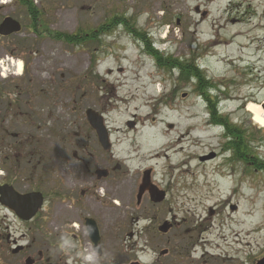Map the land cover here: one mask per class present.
<instances>
[{
	"label": "rangeland",
	"instance_id": "obj_1",
	"mask_svg": "<svg viewBox=\"0 0 264 264\" xmlns=\"http://www.w3.org/2000/svg\"><path fill=\"white\" fill-rule=\"evenodd\" d=\"M14 2L0 0L6 7L4 13L16 16L24 29L10 43V49L18 54L0 57L4 67L1 72L6 76H0V88L23 87L20 79L26 74L32 87L38 88L54 77L60 87L54 98L56 112L48 115L49 119L56 118L54 128L44 126L39 131L36 120V126L29 122L18 131H10L19 133L18 139L12 135L3 141L0 133V185L6 182L21 193H33L40 191V180L45 176L42 170L53 177L47 178L51 185L53 180L58 181L57 171L73 173L84 170L87 164L96 171L112 160L114 165L122 166L125 175L119 188L121 199L110 204L118 208L119 222L127 236L141 231L139 237L125 241V261L197 264L203 243L192 249L187 242L198 240L199 236L209 237L214 243L211 254L228 258L227 264H249V260L263 254L264 169L256 171L251 163L230 161L233 152L226 148L224 129L212 126L205 98L194 81L183 82L178 72L157 66L143 43L123 25L100 38V44L91 42L82 48L51 41L45 35L37 38L30 32L23 9L14 7ZM35 3L52 31L73 34L80 29L96 30L108 17L126 15L164 53L184 61L196 60L207 78L217 84V90L211 93L221 102V112L237 125L254 156L264 160V126L256 123L254 114L247 110L250 102L261 104L264 109V28L258 32L257 27L264 26V0ZM238 32L245 33L248 40L231 46L229 43L235 41L234 34ZM219 45L223 48L217 49ZM46 59L56 67L55 71L48 70ZM23 62L25 66L19 71ZM14 72L15 81L9 83L8 75ZM88 109L104 118L111 135L112 154L98 148L95 131L86 118ZM35 114L44 115L39 111ZM130 122L134 127H130ZM39 132L47 136L55 133V139L50 141ZM180 139L184 141L183 151L176 154ZM208 155L214 157L201 160ZM148 170L152 171V182L167 193L166 201L159 206L151 203L147 195L137 206L138 190ZM96 194L106 197L104 190ZM167 220L179 224L172 243L145 230L153 224L159 223L160 227ZM7 225L8 232L17 239L29 231L0 205V264H18L7 253L2 237ZM170 248V255L160 256ZM32 257L38 259L37 253ZM26 260L27 257L22 264Z\"/></svg>",
	"mask_w": 264,
	"mask_h": 264
},
{
	"label": "flooded vegetation",
	"instance_id": "obj_2",
	"mask_svg": "<svg viewBox=\"0 0 264 264\" xmlns=\"http://www.w3.org/2000/svg\"><path fill=\"white\" fill-rule=\"evenodd\" d=\"M14 5V7H16L15 3ZM5 10L6 7L0 4V26L7 17H12L19 21L16 16L5 14ZM197 10L199 11V9ZM22 13L28 18V27L30 28L33 21L24 9ZM203 16H206V13ZM110 18L111 17H108L106 21L108 22ZM106 21L104 23H106ZM20 23L23 31L24 24L22 22ZM30 32L36 35L32 28ZM21 33L8 36L0 34V57L8 54L9 58V55L14 56L18 54L17 51H12L10 49V43H12L14 37H19ZM48 33L49 32L46 33V38L49 37L51 41L60 42L48 36ZM36 37L39 38L38 36ZM19 41V39L16 40V42L20 43ZM61 43L64 44L63 42ZM45 61L49 71L56 70V67L49 59ZM22 65L24 67L25 63L23 62ZM12 66H14V64ZM14 75H16L15 72L8 75L7 80L9 83L15 81ZM0 76L2 77V74ZM23 77L24 78L20 79L21 85L23 86L21 88H8L7 90L0 88V133L1 138L4 139L3 141H8V138L10 139L13 137L18 139L19 133L12 134L10 131L12 129L18 131L20 128L28 125L29 122L33 126L38 125L39 131L44 126H51L54 128L56 125V118L52 116V118L49 119L48 115L56 112V99L54 98L55 93L60 87V84L57 82L58 79L54 77L52 80L50 79V82L47 81L39 84L37 88L32 87L34 85H30L31 81L26 78L27 74L26 77L25 75H23ZM57 84L58 86L56 87ZM29 85L32 87L31 89L28 88ZM38 111L44 113V115L36 116L35 113ZM9 113H12L13 116H9ZM9 134L10 136H8ZM39 134L48 138L50 141L51 139H55V133L49 136H47L45 132H39ZM95 134V142L98 148H102L98 135L96 132ZM91 141L90 139V142ZM84 150L87 151L88 147L86 146ZM104 152L112 154V150ZM82 156H85V152L82 153ZM84 158H81V161L86 164ZM103 168V170L108 171V175L102 178H99L97 175L98 169L95 171L93 168L88 167V164L87 168L84 170L73 171V173L57 171L58 181L51 180L53 182L51 185L47 182V178L50 177L51 174H45L42 170V174L46 177L42 176L40 180L41 188L40 191L37 192L41 193L43 202L35 218L31 221H23L15 212H12V210L8 208H4L29 229L27 233H23L20 238L17 239L8 232L7 225V233L5 236H2L6 242L7 253L12 254L15 260L18 261V264H22L25 257L33 258L32 255L34 253H37L38 259L33 258V264L138 263V259H128L125 261L122 254L125 253L123 252L126 245L125 241L139 237L141 231L138 230V232L131 233L127 236V233L124 231V226L119 222L118 208L110 204V201L113 202L116 198L121 199L119 188L123 182L125 173L122 166L114 165L112 160H109L107 165ZM6 176L8 180V170L6 171ZM4 184L8 183L5 182ZM90 185L91 187H89ZM103 190L106 193V197H98L96 193ZM146 195L147 194H145L143 198H145ZM147 196L148 198L150 197L149 194ZM143 198H141L142 201L140 204L137 199V206L142 205ZM149 200L151 203L158 206L166 201L155 203L151 198H149ZM93 204H98L99 206L97 207ZM213 213L212 211L211 215H213ZM34 225L36 228H34ZM169 226L170 228L166 233H162L159 230V223L153 224L145 230L152 231L153 235L168 238L172 243V239L177 236L179 224L175 221H169ZM31 231H34L36 234L34 232L30 233ZM34 235H36V241L33 239ZM128 237L129 239H127ZM201 241L203 243L201 247L202 255L197 264H227L228 258L215 257L211 254V251L214 249V243L209 237L201 238L199 236L198 240H189L187 244L193 249ZM133 245L136 246L135 244ZM164 250L168 252L165 255H161L160 253V256L170 255L171 248ZM173 251L177 250L173 249ZM263 258L264 253L259 255L258 258L249 260V264H257L260 259L262 260ZM191 263L192 261L187 262V264Z\"/></svg>",
	"mask_w": 264,
	"mask_h": 264
},
{
	"label": "trees",
	"instance_id": "obj_3",
	"mask_svg": "<svg viewBox=\"0 0 264 264\" xmlns=\"http://www.w3.org/2000/svg\"><path fill=\"white\" fill-rule=\"evenodd\" d=\"M17 7L20 6L24 9L28 16L31 18L32 28L35 33L39 36L46 35L49 32L50 36L60 42L67 44V46L73 45V47L82 48L89 43H101L100 38L113 34V31L117 27L123 25L127 31L130 32L139 42H142L145 51L155 60V63L159 67L170 69L172 72L176 71L179 73L180 79L183 82L194 81L197 90L201 93V96L205 98L206 106L210 114V122L213 125H221L225 129V135L228 140L226 148L233 152V157L230 159L232 162L238 160L243 161L247 164L255 166L256 171H262L264 169V160L257 154L254 156V152L250 151L248 145L243 140L241 131H239L236 124H234L228 116L222 114L219 110L220 101L218 97L213 95L211 91L217 90V84L207 78L201 66L196 60H182L173 55L166 54L163 51L155 47V43L151 37L144 30L137 29L131 18L126 15H115L110 20L98 29L86 31L80 29L73 34L64 32H53L47 28L45 24V16L42 10L37 6L35 0H14ZM24 42H20L19 45H23ZM98 59L94 62V71L96 69Z\"/></svg>",
	"mask_w": 264,
	"mask_h": 264
},
{
	"label": "water",
	"instance_id": "obj_4",
	"mask_svg": "<svg viewBox=\"0 0 264 264\" xmlns=\"http://www.w3.org/2000/svg\"><path fill=\"white\" fill-rule=\"evenodd\" d=\"M22 30L21 24L14 20V18L8 17L4 20V22L0 26V34L4 36H8L11 34L20 33ZM87 120L91 127L95 130L98 135L99 142L102 148L105 151H109L111 149L110 136L107 127L104 124V118L95 112L93 109H89L86 113ZM130 127H134L133 122L129 123ZM213 155H208L204 158H201L202 161L209 160ZM97 175L99 178L106 177L108 175L107 170L98 169ZM152 171L148 170L144 172L142 184L139 187L138 192V203L140 204L143 196L147 193L149 194V198L155 203H162L165 201L166 192L160 190L156 185L152 182ZM43 197L38 192H31L26 194H21L12 185L4 184L0 186V204L1 206L7 207L14 211L17 216L23 221L32 220L40 210L42 206ZM236 207H232L235 210ZM170 226L169 221H165L159 228L162 233L168 232ZM168 251L164 250L161 252V255H165ZM34 260L32 258H28L26 260V264H33ZM141 264V263H135ZM257 264H264V258L260 260Z\"/></svg>",
	"mask_w": 264,
	"mask_h": 264
},
{
	"label": "bare ground",
	"instance_id": "obj_5",
	"mask_svg": "<svg viewBox=\"0 0 264 264\" xmlns=\"http://www.w3.org/2000/svg\"><path fill=\"white\" fill-rule=\"evenodd\" d=\"M5 2V1H4ZM3 2V3H4ZM257 27H258V32H262V28H264V26H262L261 24H259V25H257ZM234 38H235V41H232V42H230L229 44L231 45V46H235V45H237V43H238V41L240 42V41H243V40H248V38L247 37H245V33H242V32H238V33H236V34H234ZM254 42H250V45H252ZM262 45H264V42H263V44ZM220 48H223V46H221V45H219L218 46V48L217 49H220ZM244 48H246V49H249L248 47H244ZM22 64L20 63L19 64V71H21L22 69ZM247 110L249 111V112H251V113H253L254 114V121L256 122V123H258V124H260V125H262V126H264V109H263V107H262V105L261 104H258V103H254V102H250L249 104H248V107H247ZM184 137V136H183ZM182 137V138H183ZM181 138V139H182ZM181 139L179 140L180 141V143H179V150H175L174 151V153H182V151H183V146L181 145V144H183L184 143V141H181ZM155 157H159V155H156ZM19 193H21V192H19ZM21 194H25V193H21ZM1 205V204H0ZM4 207V206H3ZM9 209V208H8ZM11 210V209H10Z\"/></svg>",
	"mask_w": 264,
	"mask_h": 264
}]
</instances>
